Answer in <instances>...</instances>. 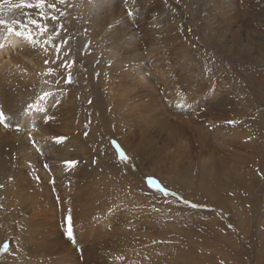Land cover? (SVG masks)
Wrapping results in <instances>:
<instances>
[{
  "label": "rangeland",
  "instance_id": "1",
  "mask_svg": "<svg viewBox=\"0 0 264 264\" xmlns=\"http://www.w3.org/2000/svg\"><path fill=\"white\" fill-rule=\"evenodd\" d=\"M223 1L65 0L59 58L25 37L13 48L38 14L0 5V264H264V17L243 23ZM49 135L83 145L68 190L42 180ZM91 203L96 223L80 220ZM84 220L95 238L76 241Z\"/></svg>",
  "mask_w": 264,
  "mask_h": 264
},
{
  "label": "bare ground",
  "instance_id": "2",
  "mask_svg": "<svg viewBox=\"0 0 264 264\" xmlns=\"http://www.w3.org/2000/svg\"><path fill=\"white\" fill-rule=\"evenodd\" d=\"M116 0H102V3H103V6L105 4H115ZM224 7H226L227 9H230V11H232V15H238L237 18L240 17L241 21L243 23H250L253 20H255L256 18H259V17H264V16H260V14H262V12H264V6L261 8L260 7V4L262 5V3H264V0H224ZM103 6H101L103 8ZM107 7V5H106ZM109 7V6H108ZM101 9V8H100ZM239 19V20H240ZM119 21V18L116 19ZM121 21L123 22V24H126L124 19H121ZM11 34V33H10ZM9 38V39H8ZM7 39L9 40V43L11 44V46L13 48L17 47L19 45V39L17 36L15 35H10ZM23 40V39H22ZM22 58V57H21ZM27 59V58H26ZM22 60V59H21ZM28 61V60H27ZM17 63V61H16ZM23 63V62H22ZM14 65V64H13ZM18 66V65H17ZM15 68V67H14ZM22 68V67H20ZM21 71V70H20ZM23 72V71H22ZM147 106V105H146ZM144 107V106H143ZM152 107V106H151ZM150 109V108H149ZM28 109H23L20 113V116H19V125H18V129L19 130H22V129H31L33 126H32V121L27 115H26V112H30L33 110V108L31 110H28ZM152 110V109H151ZM26 111V112H25ZM25 112V113H24ZM24 113V114H23ZM31 113V112H30ZM47 137V136H46ZM19 138L21 139V136H19ZM53 138L54 136H48L47 137V140H46V148H47V151L50 153L49 156L47 157V159H52L54 161H57L56 163L54 164H48V169L41 172V176H42V180H45L43 178L46 177V179L48 178H52L54 179L56 182H57V187L55 188V190H68L69 188H71L70 186H72V183L73 181L74 182H77V172H75L73 169L74 168H68L64 165V161L66 160H73V157L76 156L77 154H79L78 152H83V145L81 146V141H74L73 140H66L63 141V143H60V144H56L54 141H53ZM74 138V137H73ZM24 147V146H23ZM23 149V148H22ZM44 155V154H43ZM77 157V156H76ZM43 158V157H42ZM76 159V158H75ZM47 162V161H46ZM49 163V161H48ZM40 164V163H39ZM38 164V165H39ZM78 170V169H77ZM40 172V171H39ZM82 173V172H81ZM20 179V178H19ZM22 181V180H21ZM26 182H24L25 184ZM44 185V184H43ZM41 186L39 185L38 186V189H43V191L46 190V186L47 185H44V186ZM21 186V185H20ZM50 187V186H49ZM22 188V187H21ZM20 188V189H21ZM37 191V190H36ZM40 191V190H39ZM38 191V193H39ZM42 191V190H41ZM24 192V190H23ZM27 193V191H26ZM41 193V192H40ZM44 193V192H42ZM50 193V192H49ZM20 194V193H19ZM22 194V193H21ZM34 194V193H32ZM45 194V193H44ZM43 194V195H44ZM28 195V194H27ZM42 195V196H43ZM31 196V195H30ZM41 196V194H40ZM39 197V196H38ZM37 197V198H38ZM35 198V197H33ZM32 199V198H31ZM40 199V198H39ZM91 199V197H90ZM37 200V199H36ZM82 201V200H81ZM87 201V200H86ZM84 200V202L87 204ZM30 202V201H29ZM32 202V201H31ZM37 202V201H36ZM91 202V201H90ZM93 203V202H92ZM91 204H88L86 205V208H87V212L85 213L84 216H82L80 218V220L82 218H84L86 215L89 217V219L91 220V222H95L96 223V218L93 219V215L95 214L96 212V207L97 205L91 207ZM40 204V202H39ZM65 207V206H64ZM83 208V207H82ZM40 210V209H39ZM86 210V209H85ZM89 210V211H88ZM40 212V211H39ZM84 212V210H83ZM33 213V212H32ZM83 215V214H82ZM99 217V216H98ZM34 220V219H33ZM77 221V220H76ZM40 222V221H39ZM90 222V221H89ZM34 223V221H33ZM85 223V220L84 221H78L77 223H75L74 225V236H75V239H77L76 241H81V239H83L84 237L85 238H89V237H94L95 234L93 233V231H91L90 233L88 234H84V224ZM105 223V219L101 222L102 225H104ZM37 224V223H36ZM35 224V225H36ZM39 224V223H38ZM30 225V224H28ZM96 225V224H95ZM44 226V225H43ZM41 229V228H40ZM44 229V227H43ZM94 229V228H92ZM38 230V229H37ZM39 231V230H38ZM36 231V232H38ZM35 232V234H36ZM97 237V236H96ZM24 238V237H22ZM95 238V237H94ZM33 249V248H32ZM34 250V249H33ZM64 256V254H62ZM66 256V255H65ZM60 258V257H58ZM155 260H142L140 261L141 264H151V262H154ZM138 262V261H137ZM159 263V262H158ZM127 264H136V261L132 260L131 262L127 263Z\"/></svg>",
  "mask_w": 264,
  "mask_h": 264
},
{
  "label": "snow or ice",
  "instance_id": "3",
  "mask_svg": "<svg viewBox=\"0 0 264 264\" xmlns=\"http://www.w3.org/2000/svg\"><path fill=\"white\" fill-rule=\"evenodd\" d=\"M128 0H125V3L127 4ZM8 3V0H0V5L6 4ZM65 0H54L53 3H49L48 0H34V2H32V0H19V3L14 5L13 7L15 8H20V9H35L37 11L38 14V18H32V17H28L27 20L22 24V28L24 29L23 31H15L14 29L11 27L7 28V31L9 33H13L18 36V37H25L31 44V46L33 48H41L44 50H47V48H53L55 49V53L57 55V58H59L60 53H61V49L68 43V40L66 39H61L59 42L54 43L56 37L60 36L61 31L64 29V26L60 23H56L59 19V16L56 15V13L58 12V8L57 5L58 4H64ZM129 15H132L131 12L128 13ZM60 15L62 16L63 13L61 12ZM48 21H51L55 24V30H51ZM5 20L0 19V26L5 25ZM17 24H20V22H16ZM33 26L34 29L36 30L37 35H33V33L31 31H27V29L29 28V26ZM40 37H45L44 39H40ZM5 45L3 43H0V48H3ZM50 63L49 60H45L44 64L48 65ZM51 63L55 64L56 60H52ZM75 61H72L71 64L68 63H64L61 64L60 67L64 68H71L72 64H74ZM54 72L53 68H48L47 71L45 73H43L44 75H52ZM65 83H71L72 82V78L71 75L69 74L68 77L64 80ZM49 95H51V93L49 92H45L41 97H39L40 99H46ZM34 106L29 104L27 105V109L31 110ZM6 120L7 117L5 115V113L0 110V125H3L5 127H7L6 125ZM231 123H235V122H231ZM17 131H19V129H17ZM85 135H87V133H85ZM66 139V137L63 136H57L53 138V141L56 144H60L63 143V141ZM29 140L32 141L33 147L39 151V148L36 146L35 141L32 140L31 137V133H29ZM113 145L116 148V152L117 155L119 157L120 161H126L128 158L126 156V154L119 148L118 145H116L115 141L112 142ZM64 165L68 168H74L76 166V164L78 163V161L76 160H66L63 162ZM48 165H45V168H47ZM11 179V178H10ZM38 179V177H37ZM54 183V181H52ZM149 184H155L156 188L158 191L164 193L165 195H168V191L166 188L162 187L161 185H159L156 181L154 180H149ZM3 185H0V188H2ZM172 195H175V193H171ZM183 199V198H181ZM185 204H188V201H184ZM191 207L193 208H197L199 207L196 204H191ZM70 219V218H69ZM67 234L69 237H71L72 235V230L71 227H69L67 229ZM9 251V243H3L0 244V252L3 253H7Z\"/></svg>",
  "mask_w": 264,
  "mask_h": 264
}]
</instances>
